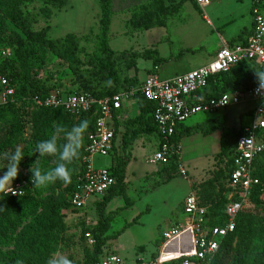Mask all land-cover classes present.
I'll use <instances>...</instances> for the list:
<instances>
[{"label":"rangeland","instance_id":"obj_1","mask_svg":"<svg viewBox=\"0 0 264 264\" xmlns=\"http://www.w3.org/2000/svg\"><path fill=\"white\" fill-rule=\"evenodd\" d=\"M145 1L112 0L113 15L108 33V43L115 56L125 52V56L135 62L136 69L131 72L137 74L140 81L148 77V70L153 67V59H146L151 54L161 59L157 65L159 77L171 79L200 67L221 41H235L239 33L248 28L254 6L264 13V0H211V5L203 11L191 0H163L170 9L164 26L128 34L126 24L132 17V8ZM12 4L11 10L0 2L3 69L20 88H58L67 92L80 89L73 71L75 55L84 62L85 56L95 48L94 37L100 20L98 0H66L62 8H54L44 0H19ZM67 35L70 37L64 40ZM132 102L134 107L136 101ZM256 106L257 102L243 100L211 113L213 115H196L185 125L199 124L216 116L217 122L226 127L248 126L252 123L250 111ZM39 111L23 105L17 114H3L0 118V167L4 164L5 152L19 146L24 154L13 182L22 178L31 180V168L39 166L42 171L53 168L56 158L39 157L34 152L36 144L50 138L58 127L70 129L80 123L56 112L45 123L37 124L35 115ZM137 111L139 113V109ZM134 114L127 112V119L120 122L131 121ZM148 125L146 120L137 127L143 132ZM89 128L90 125L84 133L80 158L70 166L73 169L71 182L83 168L85 135ZM63 142L61 133L58 143ZM181 142L187 177L179 173L166 181L175 176L173 168L150 162L158 148L157 136L140 135L134 141L129 150L131 161L125 171L122 196L112 200L110 207L112 212L118 211L111 217L106 235L119 230L121 233L107 241L102 254H115L128 262L152 257L158 250L162 233L175 222L174 216H181L184 196L190 191L188 184L193 183L191 190L207 198L210 192L206 183L218 169L224 168V156L216 155L218 150L210 143L205 144L200 133L184 137ZM94 165L109 167L110 158H96ZM4 171L6 169H0V176ZM69 184L57 182L40 188L30 184L23 189L21 197L0 193V264H16L18 259L23 264H32L38 257L30 258L32 253L25 248L28 242L33 243V252L39 250L46 259L59 250L74 264H91L93 245L87 235H93L98 223L96 209L94 205L84 211L73 209L66 198ZM124 199L128 200L129 207L119 211L125 205ZM105 211L108 212L107 207ZM247 214L251 218L247 236L236 237L222 252L218 264H264V198L253 202ZM183 245L186 247V242ZM181 254L180 250L162 252L170 259Z\"/></svg>","mask_w":264,"mask_h":264},{"label":"built area","instance_id":"obj_2","mask_svg":"<svg viewBox=\"0 0 264 264\" xmlns=\"http://www.w3.org/2000/svg\"><path fill=\"white\" fill-rule=\"evenodd\" d=\"M191 1L202 11L211 5V0ZM251 11L250 30H246L236 42L223 44L215 51L211 61L198 69L177 74L171 79H162L158 66H153L148 70V77L137 88L111 97L97 98L90 93H71L54 88L45 93H29L21 98L20 102L27 107L63 110L74 117L92 110L96 112L94 128L86 135L83 168L74 181L73 189L66 195L70 206L79 211L99 201L115 184L108 167H96L94 160L111 157L113 148L119 145L120 140L115 119L125 105L138 96L152 105L153 122L163 138L150 158V162L158 166L165 165L172 153H178L179 145L170 139L181 126H186L190 118L202 113H215L238 105L243 100L257 102V106L250 111L252 123L240 127L242 132L231 155L232 166L222 193L227 201L220 214L213 217L212 204L202 203L199 194L192 191L183 199L181 216L175 215L173 225L162 233L154 257L136 258L128 262L115 254H102L96 264H170L173 261L180 264H211L225 239L234 233L240 215L248 212L253 205L256 186L260 185L253 174V162L256 156L264 152V89L260 88L258 82L246 91H228L218 97H207L203 92L211 76L228 73L237 66L252 64L264 71V13L257 6ZM3 59L0 57V106L19 102L18 86L3 69ZM179 173L183 178L187 177L186 170L181 167ZM30 184L31 180L22 178L14 181L12 187L21 192ZM22 195L8 194L11 197ZM263 198L264 187L257 195L259 201ZM87 239L91 245L94 244L92 235H87ZM163 250L165 253L180 250L182 254L170 259L162 255Z\"/></svg>","mask_w":264,"mask_h":264},{"label":"trees","instance_id":"obj_3","mask_svg":"<svg viewBox=\"0 0 264 264\" xmlns=\"http://www.w3.org/2000/svg\"><path fill=\"white\" fill-rule=\"evenodd\" d=\"M0 0L6 7L11 10L14 8L12 3L14 1L19 2V0ZM46 3L50 4L54 8H62L66 0H44ZM16 3V2H15ZM100 8V20H99V30L95 35V48L90 55H86L84 62H80L75 55V64L73 71L78 79L80 89L71 93H90L97 98L111 97L117 93L128 91L132 88H137L141 82L138 81L136 77H129L128 71L135 68V62L129 60L125 56V52L115 56L116 53L110 48L108 43V33L112 13V0H98ZM170 14V9L165 6L163 0H147L137 6L132 8L131 19L127 22V33L134 34L142 31H146L152 28L161 27L165 25L166 18ZM246 30H243L236 39H239L244 35ZM70 35H67L64 40H66ZM63 40V41H64ZM154 53V51H150ZM151 54L146 57V59H153V66H157L161 59ZM257 66L252 64H243L237 66L232 71L228 73H220L211 76L208 80L207 86L204 88V93L207 97H218L228 91H246L253 86H255L259 81L255 72H261ZM112 81L110 87L105 86V81ZM13 81L17 84L15 79ZM18 85V84H17ZM54 88H20L18 87L17 99L19 102L15 104H6L0 106V118L3 114H17L23 109V104L20 102L21 98L27 94L34 93H45L49 92ZM139 103V113L131 121L120 122L115 119L116 131L119 127L123 128V133L120 136L119 145L113 148L114 153L110 157V165L108 169L111 171L115 184L105 193V195L99 200L94 202V207L96 209V215L98 217V223L93 230V252L91 258V264H96L98 257L102 255V249L106 245L107 241L110 239H116L121 233V230L116 231L113 235H106L108 231L109 224L111 222V217L116 213L106 212V207L108 204L114 200L116 197H121V190L125 185V171L126 167L131 161L129 156V150L132 147L134 141L139 138L140 135L154 134L157 136L159 144L162 141V136L157 132V129L153 122L152 105L144 100L142 97L137 98ZM60 112L67 116L69 119L75 122H81L87 120L89 122L90 128L86 135L93 130L94 123L97 114L94 110L86 114H80L79 117L71 116L69 113L63 110H52V109H40L39 113L35 115V122L37 124H43L45 121L51 119L54 113ZM148 121V127L142 131H139V122ZM131 125L133 126L132 128ZM214 131L221 132L220 138V152L218 154L224 156L225 164L224 168L218 169L214 177L206 183L209 186V195L207 198H202L199 194L202 203L212 204V216L215 217L220 214L223 204L227 201L223 197L222 193L224 191V184L227 178V174L231 170L232 158L231 155L236 148L237 139L240 136L242 129L231 128L219 124L216 119L209 120L205 123H199L192 126H181L180 130L174 135L170 141L174 144H178L181 139L188 137L195 133H200L203 136H207ZM143 133V134H142ZM86 135H85V145H86ZM254 177H256L260 185L256 186L255 195L253 201H259L257 195L260 190L264 187V152L256 156L254 159ZM171 166L173 168L174 177L168 178L166 181L171 180L179 175L180 167V149L178 148V153H172L169 157L168 162L161 166ZM76 178L69 184L68 192L73 189V184ZM215 189L217 191H215ZM125 205L119 211L124 210L129 207L128 200L124 199ZM223 220V218H221ZM135 222V220H133ZM251 222L250 215L247 212L240 215L236 229L234 233L225 239L223 244L220 246L218 254L211 264H218L222 252L228 249L231 243L236 237L242 238L247 236V231L249 229ZM237 238V239H238ZM32 256H37V260H32V264H45L46 258L39 253V250L34 251V245L32 242H28L25 247ZM48 250V248H47ZM155 255L153 254V257ZM170 264H180L179 261H173Z\"/></svg>","mask_w":264,"mask_h":264},{"label":"clouds","instance_id":"obj_4","mask_svg":"<svg viewBox=\"0 0 264 264\" xmlns=\"http://www.w3.org/2000/svg\"><path fill=\"white\" fill-rule=\"evenodd\" d=\"M259 81V86L264 89V71L255 72ZM112 81H105V86L110 87ZM89 127L87 120L81 121L77 125H73L70 129L58 127L50 138L42 140L36 144L35 153L40 156L55 157V166L47 171H42L39 166L31 168V185L40 188L60 182L67 185L71 183L73 169L70 167L76 160L80 158V149L83 144L84 133ZM63 134V143H58V136ZM24 154L22 149L17 146L12 152L3 154L4 164L0 169H6L3 176H0V193L7 196L9 193L13 195H22L23 191L17 192L12 187V182L17 178L19 165ZM16 264H23L22 260H17ZM45 264H74L66 254L56 250L53 251L45 261Z\"/></svg>","mask_w":264,"mask_h":264},{"label":"crops","instance_id":"obj_5","mask_svg":"<svg viewBox=\"0 0 264 264\" xmlns=\"http://www.w3.org/2000/svg\"><path fill=\"white\" fill-rule=\"evenodd\" d=\"M193 2V1H192ZM194 3V2H193ZM195 4V3H194ZM195 6L196 7H198L196 4H195ZM251 23H252V18H251V21H250V23H249V26H248V28L246 29V30H250V28H251ZM241 33V32H240ZM239 33V34H240ZM238 37V36H237ZM236 40L237 39H235V41H230V42H227V43H225V42H223V41H221V43L219 44V46H218V48L219 47H221L223 44H230V43H234V42H236ZM217 50V49H216ZM215 50V51H216ZM215 51H213L212 52V54H210V56H209V59L208 60H206L200 67H203V66H205L206 64H208L210 61H211V59L213 58V55H214V53H215ZM200 67H198V68H200ZM158 68H159V66H158ZM198 68H195V69H198ZM135 69L136 68H134V69H130L129 71H128V76L129 77H136L137 79H138V81L139 82H142V81H140L139 80V78H138V75L137 74H133V72H131V71H135ZM194 69V70H195ZM150 70V69H149ZM161 78V77H160ZM163 79V78H162ZM133 101V100H132ZM132 101H130L129 103H127L126 105H125V107H124V109L119 113V115H118V118H117V120L118 121H121V120H123V119H125L126 117H127V112H129V113H135L134 114V116H137L138 115V102H137V99L135 100L136 101V104H134V107H132ZM215 113H217V112H215ZM215 113H213V114H215ZM213 114H211V115H213ZM210 115V114H209ZM216 117V116H215ZM215 117H213V116H211V117H209L208 119H204V120H202V122L200 121V123H205V122H207V121H209V120H213V119H215ZM127 119V118H126ZM185 127H187V126H185ZM231 128H233V127H231ZM235 129H238V128H235ZM118 130H119V137L118 138H120V133H123V128L122 127H119L118 128ZM193 135V134H192ZM191 136V135H190ZM190 136H188V137H190ZM210 137H211V139L212 140H210ZM220 138H221V132L219 131V135H218V131H214V132H212V133H210L209 135H207V136H203V140L205 141V144L206 143H210L212 146H214L215 147V150H218L217 151V153H216V155H218V153L220 152ZM181 141H183V139H181L180 141H179V143H178V145H179V149H180V167L181 168H183L184 169V166H185V162L183 161V159L181 158ZM206 141H208V142H206ZM211 141V142H210ZM127 168H128V166L126 167V172H127ZM185 170V169H184ZM187 172V171H186ZM126 174V173H125ZM172 180V179H171ZM201 182V181H200ZM192 186H194V184L193 183H189L188 184V187L190 188V191L186 194V195H188L190 192H192V190H191V188H192ZM185 195V196H186ZM184 196V197H185ZM111 203H112V201L108 204V206H107V211L108 212H112L110 209V207H111ZM188 237V236H187Z\"/></svg>","mask_w":264,"mask_h":264}]
</instances>
